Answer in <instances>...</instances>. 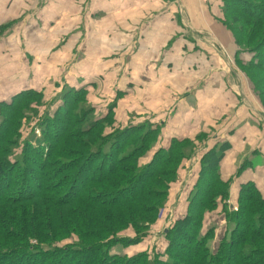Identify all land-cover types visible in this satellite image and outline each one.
Listing matches in <instances>:
<instances>
[{"label":"trees","instance_id":"16d2710c","mask_svg":"<svg viewBox=\"0 0 264 264\" xmlns=\"http://www.w3.org/2000/svg\"><path fill=\"white\" fill-rule=\"evenodd\" d=\"M221 14L235 63L264 108V0H222ZM61 94L55 113L38 120L41 90L0 101V264H264V196L242 182L229 208L232 179L220 174L226 142L203 146L185 211L163 231V248L129 254L151 234L178 169L205 134L163 147L161 125L108 131L114 102L96 115L85 88ZM30 116L40 133L24 137Z\"/></svg>","mask_w":264,"mask_h":264},{"label":"crops","instance_id":"0c3cea01","mask_svg":"<svg viewBox=\"0 0 264 264\" xmlns=\"http://www.w3.org/2000/svg\"><path fill=\"white\" fill-rule=\"evenodd\" d=\"M221 6L222 0H0V101L25 88L48 98L83 87L96 112L114 102V120L161 125L163 147L172 137L202 133L199 146L226 142L220 174L232 179L229 203L245 181L264 196V108L235 63ZM96 87L107 98L92 103ZM200 155L182 162L177 181L184 183L169 189L167 213L148 238L184 213Z\"/></svg>","mask_w":264,"mask_h":264},{"label":"rangeland","instance_id":"374dc122","mask_svg":"<svg viewBox=\"0 0 264 264\" xmlns=\"http://www.w3.org/2000/svg\"><path fill=\"white\" fill-rule=\"evenodd\" d=\"M244 57L242 58V59H247V57H248V55H243ZM250 57V56H249ZM123 59H121V61H122ZM123 61H125V62H127L126 61V59L124 58V60ZM71 88V87H70ZM69 89V87H63L61 90H60V92H56L55 94H52L50 97L48 96V98H45L44 96L42 97V100H41V102L43 103V104H41V106L39 107V109L37 108V113L36 114H32L33 116H35L36 115V117H37V120L38 119H40V118H42V117H44V116H48V117H51L54 113H55V111H56V108H57V106L58 105H60L61 104V99H60V93L62 92V94L66 91V90H68ZM22 90V89H21ZM105 90L103 89V88H99V87H96L92 92H91V94H90V96H91V98H90V101L92 102V103H94V102H96L97 100H101V98L104 96V98L106 99L107 98V95H105ZM61 94V95H62ZM101 103V101L99 102V104ZM90 104V103H89ZM98 104V105H99ZM90 105H92V104H90ZM101 105V104H100ZM99 105V106H100ZM93 106V105H92ZM94 107V106H93ZM95 108V107H94ZM104 109V106L102 107V108H98L97 110H98V112H96V115H102L104 112H102V110ZM102 112V113H101ZM124 113V112H123ZM131 113V112H130ZM130 113L129 112H127V114L128 115H130ZM125 114V113H124ZM33 116H30V118H31V120L32 121H30V123H29V121L28 120H26V119H24V120H22L23 121V123H25V124H28L29 125V127L28 128H24V126L22 127V135L24 136V137H26V136H29L33 131H34V133H36L37 135H39V133H40V126H38V124L36 125V119H33ZM124 120H127L126 122H124ZM134 121V119H132L130 116H129V118H121L120 119V121H118L117 119H115V122L114 123H112L111 125H112V128L111 127H109L107 130L109 131L110 129L113 131V130H116L117 128H123V127H125V125H130V123L129 122H132L133 124L135 123V122H133ZM128 122V123H127ZM140 123V122H139ZM135 124H137V123H135ZM214 128H211L212 130H214L215 128H216V126H213ZM212 130H209V132L210 133H212ZM202 137H204V136H202ZM203 139V138H202ZM201 139V140H202ZM201 141H199V143H200ZM205 151V149L203 148V146H201L198 150H197V152H202V151ZM203 151V152H204ZM184 183V180L180 177L179 178V180L177 181V179H176V181H175V183L173 184H171V186H170V188H171V190L172 191H177V190H179V187L180 186H182V184ZM168 206V205H167ZM167 213V210H164V212L162 213L163 214V216L165 215ZM180 215V214H179ZM179 215H172V217H168V219H167V221H163V223H165L163 226L161 225L160 226V228H159V231L157 232V234L155 235V238L153 239V238H146L147 239V241L144 243V246H145V248H146V251H148V252H153V251H160L162 248H163V246L161 245L163 242H165V240H164V238H163V231H166L165 229L169 226V224L171 223V221L175 218V217H178ZM217 221H218V226H221L222 224H223V222H222V220H219V218L217 219ZM167 225V226H166ZM165 226V227H164ZM164 227V228H163ZM163 228V229H162ZM222 231V229L221 228H219V227H217L216 228V232L218 233H220ZM131 236V235H130ZM149 237H154V234H153V230L151 231V234L149 235ZM144 241V240H143ZM215 242L211 239V241L209 242V245H210V247L212 248L215 244H214ZM138 248H141L140 246H136V247H129V248H127V252L130 254V253H133V252H135V250H138Z\"/></svg>","mask_w":264,"mask_h":264},{"label":"water","instance_id":"95a60500","mask_svg":"<svg viewBox=\"0 0 264 264\" xmlns=\"http://www.w3.org/2000/svg\"><path fill=\"white\" fill-rule=\"evenodd\" d=\"M229 208H230V209H233V205H232V204H229Z\"/></svg>","mask_w":264,"mask_h":264}]
</instances>
